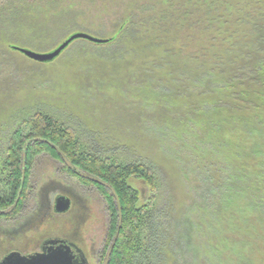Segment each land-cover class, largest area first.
<instances>
[{
	"label": "trees",
	"instance_id": "trees-1",
	"mask_svg": "<svg viewBox=\"0 0 264 264\" xmlns=\"http://www.w3.org/2000/svg\"><path fill=\"white\" fill-rule=\"evenodd\" d=\"M75 31L111 42L77 40L65 78L122 106L91 129L0 111V218L24 213L47 154L104 197L107 264H264V0H0V92L47 65L12 46Z\"/></svg>",
	"mask_w": 264,
	"mask_h": 264
},
{
	"label": "rangeland",
	"instance_id": "rangeland-1",
	"mask_svg": "<svg viewBox=\"0 0 264 264\" xmlns=\"http://www.w3.org/2000/svg\"><path fill=\"white\" fill-rule=\"evenodd\" d=\"M80 7L91 9L89 4H81ZM75 32L65 36L54 33L46 39L44 37L42 41L34 40L35 46H27V48L38 53H48L63 44L64 40ZM99 37L107 39L110 35H99ZM16 45L26 47L19 43ZM78 47H81V44L76 42L53 64L40 65L39 69L30 67L32 72L27 76L29 79L18 80L11 88L0 92L2 114L8 115V108L11 107L19 108L35 104L41 110H49L65 120L69 119L67 121L80 123L89 129L108 123L112 114L106 113L105 110L119 103L106 102L103 98L100 99L98 94L85 98L83 93L65 78L69 76L68 69L76 63L72 56ZM75 75L76 69H73L72 76ZM104 119L108 121H103ZM0 131L1 134L6 133L3 126H0ZM163 173L166 188L168 186V199H174L176 203L182 202L186 192L180 173L172 167L163 168ZM31 175L32 192L24 213L12 221L0 218V262L12 251L21 254L31 251L40 241L41 235H62L55 224L56 220L63 222L62 219L66 218H54L52 214L56 197L60 193H67L74 197L76 202V206L68 215L69 218L74 219L75 211L82 208L84 219L78 229L79 245L88 263L107 264L109 212L105 199L99 191L69 177L64 173L62 163L47 154L35 158ZM135 186L139 189L136 183Z\"/></svg>",
	"mask_w": 264,
	"mask_h": 264
},
{
	"label": "water",
	"instance_id": "water-1",
	"mask_svg": "<svg viewBox=\"0 0 264 264\" xmlns=\"http://www.w3.org/2000/svg\"><path fill=\"white\" fill-rule=\"evenodd\" d=\"M77 40H83L91 42L96 45L108 44L111 41L105 38H98L89 33L75 32L67 39L64 40L63 44L53 49L48 53H38L32 49L12 46L14 52H19L27 59H30L39 64H51L62 56L64 51L68 49ZM71 207V200L63 195H60L56 199L54 209L57 214L67 213ZM55 242H51L48 251L37 253L35 255L24 256L18 251H14L5 256L0 264H87L86 261L78 262L76 256H74L71 248L68 245L61 244L59 247H54Z\"/></svg>",
	"mask_w": 264,
	"mask_h": 264
},
{
	"label": "flooded vegetation",
	"instance_id": "flooded-vegetation-1",
	"mask_svg": "<svg viewBox=\"0 0 264 264\" xmlns=\"http://www.w3.org/2000/svg\"><path fill=\"white\" fill-rule=\"evenodd\" d=\"M60 195H63V196H65L71 200V207L67 213L57 214L55 212V209L53 208L54 213L52 215H54V218H58V219L60 217L66 218V219H62V220H64L63 222H61V221L58 222V220H56V224H55L56 229L59 230L62 233V235H60V236H52L50 234H48V236L47 235H41L40 241L36 243V246L33 247L34 249H32L29 252H26V254H23V255L24 256L35 255L37 253H42L44 251H48L49 247L52 246V245H50L51 242L56 243L54 246L55 248L61 246V244L63 243L65 245H68L71 248V250H72L74 256H76V259L78 260V262H82V261L85 262L86 261V263L89 264L87 259H86V256L84 255V252L82 251V249L79 245V243H80V239H79L80 232H78V229H79L81 222L84 219V216L82 214L83 213L82 208L77 207L78 210L75 211L76 212L75 218L70 219L68 215L71 213V211L76 206V202L74 200V197H72L71 195H68L67 193H60L56 197V199L59 198ZM54 205H55V203H54ZM41 230L43 231V229H41ZM44 234H45V232H44ZM7 255H5V256H7ZM3 258H2V260H3Z\"/></svg>",
	"mask_w": 264,
	"mask_h": 264
},
{
	"label": "bare ground",
	"instance_id": "bare-ground-1",
	"mask_svg": "<svg viewBox=\"0 0 264 264\" xmlns=\"http://www.w3.org/2000/svg\"><path fill=\"white\" fill-rule=\"evenodd\" d=\"M79 3V2H78ZM203 212V211H202ZM36 233V232H35Z\"/></svg>",
	"mask_w": 264,
	"mask_h": 264
}]
</instances>
